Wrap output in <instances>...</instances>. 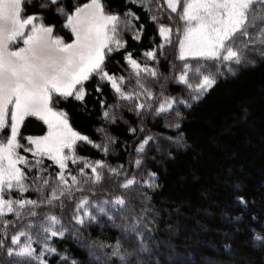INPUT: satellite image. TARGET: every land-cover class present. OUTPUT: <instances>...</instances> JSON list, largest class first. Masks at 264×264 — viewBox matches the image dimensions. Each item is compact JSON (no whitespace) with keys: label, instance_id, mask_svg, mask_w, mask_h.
Segmentation results:
<instances>
[{"label":"snow or ice","instance_id":"obj_1","mask_svg":"<svg viewBox=\"0 0 264 264\" xmlns=\"http://www.w3.org/2000/svg\"><path fill=\"white\" fill-rule=\"evenodd\" d=\"M28 7L35 10L27 12ZM134 8L146 14L147 23L156 25L160 38L159 44L153 40L155 46L142 53V61L127 50L124 39L128 35L139 42L146 31ZM48 14L64 21L60 27L70 30L74 37L70 43L54 34L56 24L46 23ZM165 16L167 23L162 22ZM174 34L176 59L183 62L179 71L168 61ZM122 50L127 75L110 72L107 66ZM254 56L264 59V0H163V4L125 0L123 11L106 0H0V133H9L0 139V264H49L53 257L56 264H85L67 246L57 247V241L68 237L86 251L87 264H162L155 239L160 212L149 194L160 188L159 176L147 168V160H155L149 156L152 148L161 152L160 139L182 147L184 135H145V118L163 117L166 128L179 130L181 106L191 108L218 76L255 63ZM163 61L168 62L169 75L160 72ZM93 79L105 123L128 124L122 115L125 104L137 117V125L128 127L135 144L129 154L131 168L80 156L77 147L83 142L107 157L117 138L100 127L95 131L102 134L103 142L91 140L73 129L66 111L54 106L70 97L83 102L90 94L86 82ZM170 79L187 90L188 98L165 95ZM133 80L135 84L126 91ZM149 82L158 84L160 91L149 88ZM104 85L115 94L112 104L100 99ZM27 117L42 120L47 132L21 136ZM137 133L143 136L138 142ZM19 149L31 153L32 159ZM45 157L52 162L48 167H44ZM69 163L77 166L75 174ZM53 166L58 169L54 173L49 171ZM33 170L36 175L30 178ZM30 190L36 199L25 197ZM237 200L246 204L243 196ZM102 220L118 230L114 242L91 239L90 233L86 237L88 229L103 227ZM224 236L232 239L227 232ZM253 240L264 242V237L257 234ZM220 248L222 254L232 256L231 243L224 242ZM168 264H173L171 257Z\"/></svg>","mask_w":264,"mask_h":264},{"label":"trees","instance_id":"obj_2","mask_svg":"<svg viewBox=\"0 0 264 264\" xmlns=\"http://www.w3.org/2000/svg\"><path fill=\"white\" fill-rule=\"evenodd\" d=\"M106 2L113 8L124 10L125 0ZM128 7L133 5L129 4ZM34 10V7L27 8V12ZM133 10L141 15V23L146 24V31L139 42H134L128 35L124 39L127 40V50L133 51L134 58L142 61V53L155 46L153 40L159 44L160 38L156 25L147 23L146 14L139 8ZM53 22L57 35L65 41L73 39L69 29L60 27L64 21L48 14L46 23ZM123 55L122 50L108 62L110 72L127 75ZM160 72L169 74L167 61L161 63ZM95 84L94 79L86 82L90 94L83 102L70 97L60 100L57 107L67 112L76 131L89 136L91 140L103 142L102 134L95 131L100 127L117 138V143L110 145L107 157L83 142L77 147L80 156L93 161L106 159L113 166L124 164L131 168L129 154L134 152L135 144L132 143L134 138L129 134L128 127L137 125V117L127 111L128 104H125L122 115L128 124L120 120L116 124L105 123L101 117L103 108L94 91ZM172 88L176 89L171 86L169 93ZM100 99H106L107 104L115 102L116 97L110 86L104 85ZM180 111L183 119L179 121V130L166 128L163 117L156 120L152 116L145 118L148 129L145 135L154 134L158 138L176 137L179 133L184 135L182 147L160 139L161 152L157 153L152 148L149 156L154 155L155 160H147V168L159 176L156 183L160 188L155 193H149L155 209L160 212V231L155 235L160 243L159 259L162 264H168V257L172 258L173 264H180L181 261H195V264H264V242L253 240L257 234L264 237V59L239 68L234 75L218 78L217 83L198 102H193L191 108L181 106ZM120 114L117 113L118 116ZM46 132L47 126L35 117L26 118L21 126L23 137L42 136ZM5 134H9L8 131ZM140 139L143 136L137 133V142ZM125 141L128 142L127 150L124 148ZM21 142L27 143L24 139ZM20 152L32 159L31 153H25L23 149ZM168 152L172 155L169 156ZM132 159H135L134 155ZM51 163L44 159V167ZM69 167L75 174L77 166L69 163ZM79 167H83V164ZM57 170L54 166L49 168L53 173ZM35 175V170L29 172L30 178ZM12 195L18 196L15 192ZM24 195L37 198V194L31 190ZM98 195H102L99 190ZM239 196H243L246 204L238 202ZM7 218L12 219L11 214ZM101 225L103 227L88 229L86 237L90 233L91 239L114 242L118 230L103 220ZM226 232L232 237L230 241L224 236ZM224 242L232 245L231 257L222 254L220 246ZM65 246L71 249L73 256L87 264L86 251L77 247L71 237L57 241L59 249L63 250ZM56 259H50L49 264H56Z\"/></svg>","mask_w":264,"mask_h":264},{"label":"rangeland","instance_id":"obj_3","mask_svg":"<svg viewBox=\"0 0 264 264\" xmlns=\"http://www.w3.org/2000/svg\"><path fill=\"white\" fill-rule=\"evenodd\" d=\"M162 1V3H163V0H161ZM164 7L166 8V5H164ZM162 22H164V23H167V18H166V16H165V19L162 21ZM175 27V26H174ZM55 35H57L56 33H54ZM73 39H74V37H73ZM65 41V40H64ZM72 41V40H71ZM71 41H65L66 43H70ZM173 41L175 42L174 43V45H173V47H171V48H169L168 49V56H170V58H169V60L168 61H171L172 63H174L177 67H176V70L177 71H179V68L182 66V63L183 62H181V61H179L178 59H176V57H177V55H178V40H177V38H176V36H175V34L173 35ZM21 44H22V42H21ZM21 44H18L17 46H21ZM251 59H254L255 60V63L260 59V57L259 56H254V57H251ZM191 62V61H190ZM251 64H254V63H245V64H243V65H241V66H238V67H236L235 69H234V72L233 73H227V72H225L223 75H220V76H218L217 77V79L218 78H221V77H223V76H229V75H234L236 72H237V70L239 69V68H241V67H243V66H245V65H251ZM169 75V74H168ZM161 82H163V81H161ZM198 81H192V83H193V85H195L196 83H197ZM135 84V81L133 80V82H132V85H128V86H126V88H125V90L127 91V90H129L133 85ZM171 86H175L176 87V89H174V88H172V92L171 93H169L168 91H169V89H171ZM148 87L149 88H151L152 90H154V91H157V93L160 91V88H159V85L158 84H154V83H151V82H149L148 83ZM174 95H173V94ZM165 95H172V96H181V97H183V98H188V92H187V90L182 86V85H178V84H176V83H174L171 79L168 81V83H167V88H166V92H165ZM62 100V99H61ZM57 105L58 104H56V105H54L55 107H57ZM58 108V107H57ZM28 118V117H27ZM36 118V117H35ZM38 119V118H37ZM38 120H40V119H38ZM42 121V120H41ZM69 123H70V121H69ZM71 124V123H70ZM72 126V125H71ZM74 129V128H73ZM8 134H5V132H3V133H0V137L2 138V139H4V138H6V136H7ZM22 140V139H21ZM21 142V141H20ZM21 144H23L25 147H27L28 146V142L26 143H23V142H21ZM19 151H20V149H19ZM44 159H47L46 157L44 158ZM34 171V170H33ZM32 171V172H33Z\"/></svg>","mask_w":264,"mask_h":264}]
</instances>
